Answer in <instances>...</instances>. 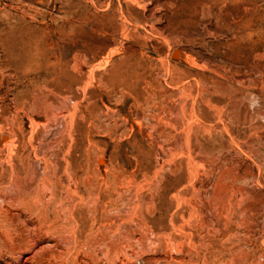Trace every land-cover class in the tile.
Segmentation results:
<instances>
[{"label":"rangeland","instance_id":"obj_1","mask_svg":"<svg viewBox=\"0 0 264 264\" xmlns=\"http://www.w3.org/2000/svg\"><path fill=\"white\" fill-rule=\"evenodd\" d=\"M0 135V264H264V0H0Z\"/></svg>","mask_w":264,"mask_h":264},{"label":"bare ground","instance_id":"obj_2","mask_svg":"<svg viewBox=\"0 0 264 264\" xmlns=\"http://www.w3.org/2000/svg\"><path fill=\"white\" fill-rule=\"evenodd\" d=\"M172 54H173V57L179 59L182 55V51L180 49H175ZM6 140H8L7 135H0V142L6 141ZM100 162L102 163L103 161L101 160Z\"/></svg>","mask_w":264,"mask_h":264}]
</instances>
